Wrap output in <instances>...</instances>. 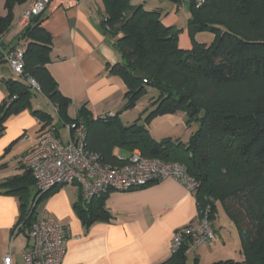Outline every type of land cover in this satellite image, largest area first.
Instances as JSON below:
<instances>
[{"label":"trees","instance_id":"trees-1","mask_svg":"<svg viewBox=\"0 0 264 264\" xmlns=\"http://www.w3.org/2000/svg\"><path fill=\"white\" fill-rule=\"evenodd\" d=\"M27 1L5 0L0 37L11 26L15 6ZM172 1L189 6L190 49L179 46L178 30L165 26L159 12L132 6L130 0H102L106 15L100 28L120 55V62L107 65L108 73L121 77L126 92L120 110L97 118L84 106L69 117L71 101L47 70L52 37L41 27V16L31 18L17 39L24 46L23 74L4 82L8 96L0 104V137L9 117L30 111L40 122V135L59 138L66 125L82 122L86 150L98 154L104 164L123 166L135 150L146 158L182 164L199 182L194 194L197 212L207 209L212 222L214 203L220 202L240 236L242 261L211 264H264V0H207L199 7L193 0ZM199 33L213 40L200 43L195 40ZM28 78L56 110V122L32 108L36 91ZM149 88L156 97L134 122L122 124L120 114L135 108ZM175 113L184 114L187 127L195 126L188 140L155 141L149 133L151 121ZM0 188L19 198L15 226H20L17 234H26L36 220L38 198L45 194L36 190L28 170L4 180ZM103 196L74 204L86 227L110 219ZM188 250L185 240L160 264H186Z\"/></svg>","mask_w":264,"mask_h":264},{"label":"crops","instance_id":"crops-1","mask_svg":"<svg viewBox=\"0 0 264 264\" xmlns=\"http://www.w3.org/2000/svg\"><path fill=\"white\" fill-rule=\"evenodd\" d=\"M102 3L99 6L97 0H86L68 10L52 4L41 15V27L52 37L47 70L61 94L70 99L68 115L71 118L83 106L93 118H97L114 115L124 104V82L121 77L109 74L107 69V65L120 62V55L100 28L106 15ZM130 3L137 6L142 2L130 0ZM5 14L6 11L0 8V17ZM181 21L177 16L161 19L165 26H174ZM16 23L13 16L9 30L1 36L5 49L23 44L17 40L22 30ZM195 40L208 45L213 37L199 33ZM178 44L182 49H190L186 33L180 35ZM6 80H14L12 72L6 64H0V104L8 96L4 85ZM148 102L143 99L135 108L122 112V124L134 122ZM31 105L33 109L50 115L53 123L56 122V110L38 92H35ZM66 126L59 131V139L64 142L68 140ZM148 128L157 142L166 138L186 142L195 126L187 127L184 114L175 113L153 119ZM39 129L40 122L30 111L8 118L0 137V184L23 174L25 169L20 158L36 146L42 135ZM63 131L66 133L64 138ZM114 154L118 155L117 149ZM44 194L38 198L36 218L46 214L56 219L67 233L66 250L59 264H160L171 255L175 233L192 223L197 215L194 196L171 179H163L138 190L108 192L103 196V202L110 219L95 221L89 227L82 223L74 210V204L80 200L90 202L79 187L63 185ZM19 216V198L3 194L0 188V263L6 254H10L14 264H23V253L31 245L27 234L12 232ZM213 230L217 239L219 233L214 227ZM215 241L189 250V254L194 253L193 262L196 259L198 264L219 261L217 253L212 251Z\"/></svg>","mask_w":264,"mask_h":264},{"label":"built area","instance_id":"built-area-1","mask_svg":"<svg viewBox=\"0 0 264 264\" xmlns=\"http://www.w3.org/2000/svg\"><path fill=\"white\" fill-rule=\"evenodd\" d=\"M82 1L86 0H30L16 25L20 30L24 29L31 18L41 16L52 4L68 10ZM193 1L199 7L207 0ZM23 54L24 46L7 50L0 37V64H6L15 78L23 74ZM27 82L39 92L32 79L28 78ZM66 131L68 140L65 142L52 134L41 135L36 146L20 158L21 166L30 172L39 194L63 185H76L85 199L91 200L111 191L142 189L163 179L179 183L192 196L199 188V182L182 164L146 158L135 150L130 153L125 165L111 166L102 163L98 154L86 150L82 122L67 125ZM19 227L13 228V234H17ZM26 234L31 245L23 253V264H59L66 250L67 233L56 219L42 214L30 225ZM215 239L208 210L199 211L192 223L175 233L170 254H175L185 240L189 250H193ZM0 264H14L11 255L6 254Z\"/></svg>","mask_w":264,"mask_h":264},{"label":"rangeland","instance_id":"rangeland-1","mask_svg":"<svg viewBox=\"0 0 264 264\" xmlns=\"http://www.w3.org/2000/svg\"><path fill=\"white\" fill-rule=\"evenodd\" d=\"M95 1V0H92ZM137 1V0H136ZM132 0L133 3L136 2ZM3 1H0V8L4 11V5L2 6ZM142 8L146 11H157L161 15V19H171L174 16L180 17L182 19L181 23L174 25L178 30V38L183 33L188 36L187 24L189 19V6L187 2H184L183 6L180 7L179 4L170 0H141ZM5 3V0H4ZM99 6L102 3V0H97ZM103 4V3H102ZM131 4V3H130ZM27 4H20L13 9L15 12L13 16L16 17V22L21 16L22 12L26 9ZM184 10V11H183ZM18 14V15H17ZM189 38V36H188ZM157 93L154 89L149 88L145 96V101H151L152 98L156 97ZM189 128H192L189 127ZM62 137L66 136L65 131L62 132ZM215 219L211 222L213 227L218 231V238L215 239L216 244L212 246V251L217 253V260H233L235 262H240L243 259L241 254V240L239 233L235 224L230 220V218L225 213L224 209L220 202H215ZM223 242L225 245H222ZM221 252V253H220ZM188 253V252H187ZM186 253V264H193L194 253Z\"/></svg>","mask_w":264,"mask_h":264},{"label":"water","instance_id":"water-1","mask_svg":"<svg viewBox=\"0 0 264 264\" xmlns=\"http://www.w3.org/2000/svg\"><path fill=\"white\" fill-rule=\"evenodd\" d=\"M170 1H172V0H170ZM134 75H135L136 77L143 78L142 74H141L139 71H135V72H134Z\"/></svg>","mask_w":264,"mask_h":264}]
</instances>
